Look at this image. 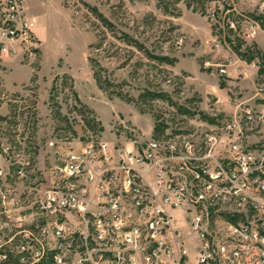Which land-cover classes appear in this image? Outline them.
<instances>
[{
	"label": "rangeland",
	"instance_id": "374dc122",
	"mask_svg": "<svg viewBox=\"0 0 264 264\" xmlns=\"http://www.w3.org/2000/svg\"><path fill=\"white\" fill-rule=\"evenodd\" d=\"M234 2L264 28V0ZM25 5L37 27L33 51L0 61V163L8 171L0 191L14 190L29 214L34 198L52 187L56 167L90 141L133 150L154 139L187 152L192 144L204 156L231 141L264 149V117L246 114L264 106V95H256L264 84V33L246 39L226 29L225 43L209 11L221 13L229 0ZM18 153L31 161L24 176L11 164ZM212 203L216 234L224 220L258 217L264 233V215L251 201L219 194ZM255 257L264 264L263 254Z\"/></svg>",
	"mask_w": 264,
	"mask_h": 264
},
{
	"label": "built area",
	"instance_id": "2783aa9c",
	"mask_svg": "<svg viewBox=\"0 0 264 264\" xmlns=\"http://www.w3.org/2000/svg\"><path fill=\"white\" fill-rule=\"evenodd\" d=\"M209 13L225 43L226 29L241 30L246 39L264 33L234 0L221 13ZM35 27L24 0H0V61L32 53ZM256 95L263 97V83ZM246 114L262 118L264 106ZM189 147L187 152L152 139L133 150H115L104 141L87 142L56 167L52 187L34 198L30 214L14 190H1L0 264L261 263L255 257L264 255L259 217L224 220L220 235L211 227L212 201L219 194L251 201L264 215V149L231 141L204 156ZM18 156L11 164L24 176L31 161ZM7 175L0 163V179Z\"/></svg>",
	"mask_w": 264,
	"mask_h": 264
},
{
	"label": "crops",
	"instance_id": "0c3cea01",
	"mask_svg": "<svg viewBox=\"0 0 264 264\" xmlns=\"http://www.w3.org/2000/svg\"><path fill=\"white\" fill-rule=\"evenodd\" d=\"M24 2H25V0H24ZM25 7H26V5H25ZM26 9H27V7H26ZM27 11L29 12V10L27 9ZM29 14L31 15V13L29 12ZM36 28L37 27H35V31H36ZM259 49L263 52V54H264V37L261 35V37H259ZM261 69H259V74H262V72L260 71Z\"/></svg>",
	"mask_w": 264,
	"mask_h": 264
},
{
	"label": "trees",
	"instance_id": "16d2710c",
	"mask_svg": "<svg viewBox=\"0 0 264 264\" xmlns=\"http://www.w3.org/2000/svg\"><path fill=\"white\" fill-rule=\"evenodd\" d=\"M263 58H264V54H263ZM244 59H245V60H252L251 58H247V59H246V58H244ZM260 71H261V72H264V69H262V68H261V70H260Z\"/></svg>",
	"mask_w": 264,
	"mask_h": 264
}]
</instances>
